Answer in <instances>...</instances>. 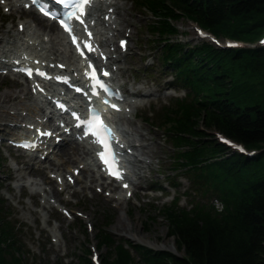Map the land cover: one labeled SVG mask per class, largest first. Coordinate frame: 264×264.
<instances>
[{"label":"trees","instance_id":"obj_1","mask_svg":"<svg viewBox=\"0 0 264 264\" xmlns=\"http://www.w3.org/2000/svg\"><path fill=\"white\" fill-rule=\"evenodd\" d=\"M132 3L152 16L146 31L169 69V88L185 92L144 122L172 146L174 172L190 184L188 205L180 207L179 196L158 211L178 254L115 241L107 224L97 233V247L107 250L102 264H264V48L223 50L177 39V22L185 18L215 37L251 44L264 31V0ZM216 133L256 154L232 150ZM9 217L0 198V264H26ZM89 255L87 247L78 264H93Z\"/></svg>","mask_w":264,"mask_h":264},{"label":"rangeland","instance_id":"obj_2","mask_svg":"<svg viewBox=\"0 0 264 264\" xmlns=\"http://www.w3.org/2000/svg\"><path fill=\"white\" fill-rule=\"evenodd\" d=\"M2 1L6 0H0V39L5 38L12 42L9 38L10 34L17 32L18 23L24 21H30L32 27L36 30L39 29L41 34L45 33L38 24L46 26V21L39 20L33 13L14 11L13 8L10 11H5ZM113 3L120 6V9L116 10L115 20H112L114 21L113 27L118 31L112 34L105 27H103L104 30L102 28L100 30L107 32L104 37H109L112 42L110 48L115 49L111 53L112 56L117 57V62L116 66L112 68L120 69L116 82L121 84L126 93H135L138 89L152 93H148L149 95L147 94L144 100L139 98L142 104L139 107H134L130 118L126 120L146 137L145 141L138 140L134 143L147 147L144 154L149 157L148 160L151 164L149 168L142 170L143 174L140 179L133 181L138 186L133 190L131 198H127L124 204H117L114 200L106 201L107 194H110V188L113 190V184H105L106 187H96L94 184L91 190L82 192L80 182H76L71 186L75 193L70 194L66 190H60L53 180L60 200L49 198L51 208H43L46 194L42 193L40 189L50 190L46 181L51 178L53 173L49 172H55L58 167L48 166L47 160L38 163L32 168L38 175H41L40 170H45V182H42L39 176L24 173L25 178L20 181L24 186L18 187L19 176L16 170L23 168L28 157L18 150L7 147L9 136L14 137L20 133L11 129L10 125L15 123V120L10 117L11 115L7 113V118L6 113H3L4 116L2 118L0 116V198L5 201L8 207L10 221L18 229V241L22 245L26 264H78L87 247L90 250V259L94 254L98 255V260L102 264V257L107 250L105 247H97V233L107 224L109 225L105 227V230L115 241L122 240L120 242H129L155 251L178 254L174 239L168 236L167 222L158 211L171 204L174 197L179 196H182L179 206L186 207L188 205L187 198L183 195L190 184L179 176L180 173L174 172L175 152L168 140L165 139L163 132L144 122V118L147 113V116L150 117L153 111L156 113L163 110L175 98L183 97L185 92L178 91V88L177 91L166 90L169 81L166 80V77L169 69L162 68L161 51L154 47V38L146 31V26L152 20V16L146 11L135 8L132 0H113ZM105 11L103 7L102 13ZM177 27L180 34L177 39L190 46L201 41H209L210 45L215 48L225 49L227 41L232 40L219 36L217 41L220 46H218L208 38L202 39L197 33V25L185 18H181L177 22ZM55 28L54 25L53 29L55 33H58ZM99 37L100 35H98ZM120 38L128 40V50L122 54H119L116 49L117 41ZM257 41L255 40L251 44L238 42L243 43L240 46L245 48H254L257 46ZM0 67L4 66L0 64ZM18 81V78L16 80L13 76L3 75L0 71V102L3 93L19 91L23 86L29 93L28 82L20 84ZM0 112H2L1 108ZM26 113L23 111L20 114L24 116ZM27 119L18 121L24 125L29 122V118ZM115 120L119 126L122 124L117 117ZM61 149L62 147H60ZM32 161L33 163L37 162L35 156ZM75 165L67 164L66 166L74 167ZM58 170L62 175H70V171L68 172L65 166L59 167ZM35 179L40 182V186L30 185L31 180ZM25 181L28 182L25 184ZM175 183L178 187L172 186ZM118 190L119 186H116V192ZM36 191L37 193L34 194ZM120 193L122 195L123 191ZM112 195H117V193ZM213 202L220 210V203L216 200ZM63 210H66L68 214H64ZM118 218L123 219L124 226H117ZM133 237L139 240L135 241ZM153 245H161L163 248L155 249ZM128 249L131 248L128 247ZM132 250V255L139 259L138 254Z\"/></svg>","mask_w":264,"mask_h":264},{"label":"bare ground","instance_id":"obj_3","mask_svg":"<svg viewBox=\"0 0 264 264\" xmlns=\"http://www.w3.org/2000/svg\"><path fill=\"white\" fill-rule=\"evenodd\" d=\"M7 1V2H6ZM2 1V4H4V9L5 11H23L21 8L20 3H18V0H6ZM9 2V3H8ZM103 7L105 10L104 13H102V16L109 14L110 16V22H104L103 19H100L99 14L101 11H103ZM112 9L111 13L110 10ZM120 9V6L116 3H113L112 0L108 2V4H98L95 6V8L91 12V18L89 21H94L96 23V39L100 43V48L103 50H106L112 46V42L109 40L108 37H104L103 34L100 33V28L98 27H105L106 30L110 31L112 34H114L115 31H118V29L113 27L114 21V16L117 13L116 10ZM115 10V11H114ZM109 11V12H108ZM32 13V12H29ZM37 16V15H36ZM31 15V19H32ZM39 20L41 17L37 16ZM45 21V20H44ZM48 24L46 26L40 25V28H43L44 34H41L38 30H36L34 27H32L30 21H24L18 23V30L17 32H13L10 34V39L12 42H10L9 39L1 38L0 39V64L4 67H0V69H6V63L9 61L11 62L10 56L15 55L16 60H24L27 63H33V60H40L46 62L47 64L49 63H54V69L56 70V64L57 63H62L67 66V72L70 70V66L73 63L74 57L71 54L70 49L68 46H66V43L64 41V38L61 36L60 32L57 34L55 33L53 29V24L47 22ZM58 30V28H55ZM26 30V31H24ZM24 31V33H23ZM59 31V30H58ZM57 32V31H56ZM10 33V31H8ZM98 35L100 37L98 38ZM15 43V46H14ZM25 49V50H24ZM34 55L33 58H31V55ZM105 55H108V59L110 62H107L109 67L112 70V67L116 64L117 59L115 56H112L110 52H104ZM4 56V57H3ZM8 60V61H6ZM120 69H117L116 71L113 70V73L115 75V78L118 77V72ZM71 73H77L76 69L71 70ZM14 77V76H13ZM27 82V80L25 81ZM31 84V83H30ZM33 87L29 89V93L26 91V87L23 86L19 91L16 92H5L1 96V102H0V108L2 109V112H0L1 118L4 116L3 113H9L11 118L15 120V123L11 124L10 126L12 130L19 131H25L27 133H30L31 135L33 134V131L31 132L29 129L30 127L22 126L21 122L18 120L20 119L21 121H24V119L29 118V122H26L25 125H34L35 127H43L46 126L49 129V125L45 122L42 121V118L44 116H41L40 113L45 111V109H48L50 107L51 102H44L42 98H37V94L31 93V90ZM50 90H52V97L53 95L56 96H61V98H64L62 95V90L52 88V86H48ZM129 96L128 97H133L136 99V97H140L141 100H144L146 95L148 93L152 94L150 91H143V90H136L135 93L133 92H128ZM149 95V94H148ZM142 104L141 101H139L138 105L134 106H124L123 110L124 113L120 114L117 116V118L122 122L120 127L118 126L119 134L124 140L126 144V149H130L131 153L128 156V160L126 159V169L128 170L127 172V179L126 182L129 184L128 190L133 191L136 186V184L133 183L136 179H140L142 177V170L149 168L150 167V161L148 160L149 157L144 154L145 150L147 149L146 146L142 144H136L134 142H137L138 140L145 141L146 137L144 134L141 133V131L135 127L131 123H128L126 120L127 118H130L131 113L133 112V108L136 106H140ZM130 108L131 113L125 112V108ZM13 111V112H11ZM26 111L27 113L22 116L20 113ZM9 116V115H8ZM9 117V119H10ZM8 118V117H7ZM135 118V117H134ZM28 120V119H27ZM58 131V129H55ZM13 132V131H12ZM19 135V134H18ZM61 136V134L56 135ZM15 142L19 141L20 138H15L11 139ZM54 141V138L50 140V143ZM59 147V148H58ZM60 147L62 149L60 150ZM45 152H48V155L45 156L44 160H39L36 163H33V156L37 158V155L31 154L27 155L28 160H26L25 165L23 168L17 169L16 172H18V187L24 186L22 182V179H24L25 175L24 173H27L28 175L31 176H39L41 178L42 182H45L44 179V172L45 170H40L41 175L35 174L34 169L32 167H35L36 164L38 163H43L44 161H48V166H54L58 167L55 172L50 171L49 173L51 174V178L46 181V183L50 186V190L46 189H40L42 193H45L46 196L44 197V203H43V208H51V201L49 198H59L58 192L55 190V186L53 185V182L55 181L57 184V187H60V190H66L70 194H74L75 190H72L71 186L73 183H69L67 180L69 177L73 178L74 176V171L79 170V175L74 176V184L76 182H80V190L83 192V190H91L92 186L95 184L96 187H106L107 183L103 181L102 175L97 172V169L94 168L93 160H94V154L90 151V149L85 147L84 145L79 144L78 142L75 141H61V143L52 151H49V148L45 149ZM39 155H42L39 153ZM147 156V157H146ZM67 164H76L74 167H68L66 166ZM129 165V168H128ZM65 166L67 167L68 172L70 171V175H62L60 172L59 167ZM39 169V168H38ZM48 173V174H49ZM46 174V172H45ZM61 179L62 181L61 183ZM54 180V181H53ZM28 181H25V184ZM30 185H33L34 187L40 186V182L35 179L31 180ZM127 191L119 190L117 192V195H112L111 196V190L110 194H107V200H114L117 202V204H124L127 200ZM120 191H123V194L121 195ZM37 193L34 192V194ZM68 193V194H69ZM111 196V197H109ZM60 200V199H58ZM64 209V208H63ZM117 226H124V221L121 218L117 219ZM56 232V231H55ZM133 240L138 241L139 239L136 237H133ZM155 249H162L163 247L161 245H153Z\"/></svg>","mask_w":264,"mask_h":264},{"label":"snow or ice","instance_id":"obj_4","mask_svg":"<svg viewBox=\"0 0 264 264\" xmlns=\"http://www.w3.org/2000/svg\"><path fill=\"white\" fill-rule=\"evenodd\" d=\"M33 5H39V11L46 17L51 19H57L59 15L58 11H53L51 9V5L41 3V0H31ZM53 4L59 5L64 9L72 8L75 12H78L79 15H76V19H80L84 15V7L89 3V0H52ZM75 12H67L65 13V18L70 19L74 16ZM83 23V20H80ZM61 26L65 28V31H68L67 26L61 21ZM123 46V42H122ZM31 75V72L27 73ZM107 75V73H104ZM40 75H43L42 73ZM79 91V89H77ZM115 107V106H113ZM78 128H82L85 136H92L95 138L94 142L101 145L103 149L98 153L99 159L101 162L108 168L110 175H115L119 178V173L114 169L113 165L115 163V155L113 150L105 137L111 135L110 130L107 129L102 122H100L99 116H94L92 120H89L82 124L76 125ZM103 133V136L101 135ZM46 135H50L49 133H44ZM27 147V145H25ZM127 186V185H125Z\"/></svg>","mask_w":264,"mask_h":264}]
</instances>
